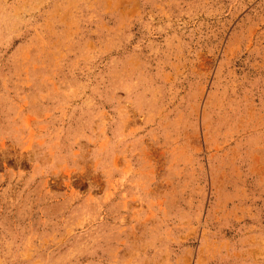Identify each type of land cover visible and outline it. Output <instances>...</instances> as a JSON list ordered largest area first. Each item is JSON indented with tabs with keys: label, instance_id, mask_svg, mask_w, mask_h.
Listing matches in <instances>:
<instances>
[{
	"label": "rangeland",
	"instance_id": "rangeland-1",
	"mask_svg": "<svg viewBox=\"0 0 264 264\" xmlns=\"http://www.w3.org/2000/svg\"><path fill=\"white\" fill-rule=\"evenodd\" d=\"M0 264H264V0H0Z\"/></svg>",
	"mask_w": 264,
	"mask_h": 264
}]
</instances>
